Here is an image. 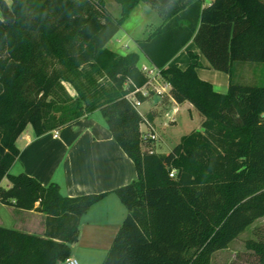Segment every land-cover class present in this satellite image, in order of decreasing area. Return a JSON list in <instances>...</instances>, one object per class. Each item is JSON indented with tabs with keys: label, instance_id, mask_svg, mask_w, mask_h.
Wrapping results in <instances>:
<instances>
[{
	"label": "trees",
	"instance_id": "16d2710c",
	"mask_svg": "<svg viewBox=\"0 0 264 264\" xmlns=\"http://www.w3.org/2000/svg\"><path fill=\"white\" fill-rule=\"evenodd\" d=\"M117 2L118 18L105 0H0V183L10 182L0 185V202L46 214L44 236L0 225V264H61L70 256L81 217L106 193L70 197L55 182L10 169L28 124L41 135L97 110L137 171L116 189L127 214L102 264H212L264 217V85L235 80L236 63H264V0ZM140 2L162 19L137 40L140 49L174 100L203 116L202 129L168 153L141 146L144 117L128 97L149 80L139 54L107 46ZM191 40L229 75L226 93L199 77L198 63L170 64ZM248 246L264 264V240Z\"/></svg>",
	"mask_w": 264,
	"mask_h": 264
},
{
	"label": "crops",
	"instance_id": "0c3cea01",
	"mask_svg": "<svg viewBox=\"0 0 264 264\" xmlns=\"http://www.w3.org/2000/svg\"><path fill=\"white\" fill-rule=\"evenodd\" d=\"M212 1L205 0L204 3L211 4ZM151 10L154 9L151 8ZM156 14L158 17L156 23L149 20L134 31L127 32L130 40L134 41L138 48L131 52L139 54V66L156 67L137 43L138 39L146 38L161 24L162 19L158 13ZM111 40L107 44L109 48H112ZM124 46L128 47L127 44ZM173 63H177L183 69L191 63H198L197 73L200 78L211 82L218 92L228 91L229 75L214 69L193 40L174 56L170 64ZM159 77L161 78V75L148 85L149 95L137 105L143 117L162 131L161 140L152 143L153 145L156 143V146L165 144L175 132L173 127L166 123L167 114H173L176 109L173 115L175 117L180 115V124L187 127L190 126L194 117L198 118L195 106L188 100L181 103L174 100L170 85L165 81L161 83ZM165 85L168 86L163 89V92L155 91V88L162 89ZM162 109L164 113L161 116L159 112ZM97 111L41 135H36L32 124H28L17 139L20 153L14 162L19 164L22 172L35 177L43 185L57 183L66 196L106 193L81 217L78 240L71 247L70 254L77 258L80 264L103 263L127 214V208L117 195L116 189L137 178L134 161L113 138L112 132ZM198 120L201 123L203 118ZM144 126L145 124L142 123L141 131L145 130ZM56 132L58 137H55ZM8 185L10 182L5 187ZM38 204L37 202L36 207ZM0 206L9 208L11 210L9 213L12 214L6 219L0 216V225L41 236L46 234L45 213L35 209H19L1 202Z\"/></svg>",
	"mask_w": 264,
	"mask_h": 264
},
{
	"label": "rangeland",
	"instance_id": "374dc122",
	"mask_svg": "<svg viewBox=\"0 0 264 264\" xmlns=\"http://www.w3.org/2000/svg\"><path fill=\"white\" fill-rule=\"evenodd\" d=\"M106 8L108 11L112 13L114 17H119L121 15V5L117 2V0H105ZM7 2L11 5L12 0H7ZM157 12L155 10H151V7L144 3L140 2L136 7L132 16H130L123 24L119 31L112 37L110 42V49L116 50L119 54H126L127 52H131L137 50V46L134 41L130 40V37L127 32L134 31L135 28L144 25L149 20H152L153 23L157 22ZM145 17V19H144ZM125 44L128 47L124 46ZM159 81L163 83V80L159 77ZM235 80L238 83L242 84H263L264 85V63H253V62H238L235 66ZM158 81V80H157ZM63 85L67 89V91L72 95H76V91L74 87L68 81H62ZM154 87V86H153ZM163 103V101H162ZM97 113L103 116L101 112L98 110ZM164 110L162 109L159 114L162 116ZM198 113V118H203V116ZM194 117V120L191 122L190 126L186 125L182 126L180 124V115L176 116L177 123L169 122L166 120V123L173 127L175 130L174 134L171 138L168 139L165 144H157L153 145L150 142H142L141 146L144 151H149L150 148H154L159 153H168L172 150V148L180 141L181 136L190 132V130H201L202 122ZM167 119V118H166ZM105 121V120H104ZM174 125V126H173ZM199 126V127H197ZM31 127V125H30ZM197 127V128H196ZM146 130V126H144ZM158 134L161 140L162 131L156 126ZM191 131V132H192ZM157 140V141H158ZM156 142V141H155ZM162 143V142H161ZM10 172L12 174H18L22 172L19 169V164H13ZM9 183V180H2L0 184L2 186H6ZM11 210L7 207L0 206V216H4V218H10L8 215ZM253 240H264V217L256 220L246 231L240 234L228 248L220 250L216 252L212 258V264H262L259 256L248 246L249 241Z\"/></svg>",
	"mask_w": 264,
	"mask_h": 264
},
{
	"label": "built area",
	"instance_id": "2783aa9c",
	"mask_svg": "<svg viewBox=\"0 0 264 264\" xmlns=\"http://www.w3.org/2000/svg\"><path fill=\"white\" fill-rule=\"evenodd\" d=\"M140 69L142 72H144L148 76L149 80L145 85H143L142 87H137L134 91H132L131 93L128 94V97L134 102L136 107L141 102L140 100H138L136 98V96H135L136 93L139 92L144 96H148L149 92H150L148 85L151 84L152 81L156 80L157 76L160 75V71L157 67L151 68L150 66H147V65H141ZM168 85H165L162 89L155 88V91H158L159 93H161V92H163V89H165ZM175 111H176V109L174 110V113H175ZM173 114H167V120L169 122H175L176 121V117ZM143 123L146 126V130L141 131V137L143 139V142L153 143V142L157 141L160 138V136H159L158 131H157L156 127L154 126V124H152L147 118H144ZM55 137H58V132L55 133ZM149 151L153 152L156 150L152 147L149 149ZM174 174H175V171L173 170L170 173V175L174 176ZM61 264H80V262L78 261L77 258H75L73 256H69Z\"/></svg>",
	"mask_w": 264,
	"mask_h": 264
}]
</instances>
